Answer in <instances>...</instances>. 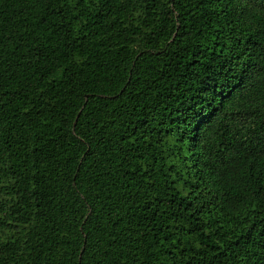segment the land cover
I'll list each match as a JSON object with an SVG mask.
<instances>
[{"label":"trees","instance_id":"obj_1","mask_svg":"<svg viewBox=\"0 0 264 264\" xmlns=\"http://www.w3.org/2000/svg\"><path fill=\"white\" fill-rule=\"evenodd\" d=\"M0 264H264V0H0Z\"/></svg>","mask_w":264,"mask_h":264}]
</instances>
